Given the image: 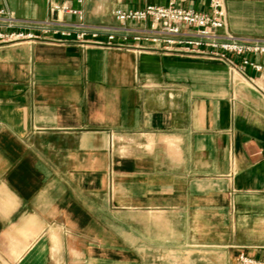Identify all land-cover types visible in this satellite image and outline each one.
<instances>
[{
    "label": "crops",
    "instance_id": "1",
    "mask_svg": "<svg viewBox=\"0 0 264 264\" xmlns=\"http://www.w3.org/2000/svg\"><path fill=\"white\" fill-rule=\"evenodd\" d=\"M56 1L89 24L147 4L209 10ZM224 2L232 33L264 36V0ZM5 5L51 18L49 0ZM248 73L200 54L0 44V264L264 261V73Z\"/></svg>",
    "mask_w": 264,
    "mask_h": 264
},
{
    "label": "built area",
    "instance_id": "2",
    "mask_svg": "<svg viewBox=\"0 0 264 264\" xmlns=\"http://www.w3.org/2000/svg\"><path fill=\"white\" fill-rule=\"evenodd\" d=\"M51 18L19 20L0 0V44L22 41L100 46L137 51L200 54L225 61L232 71L251 79L248 69L264 73V36L245 37L228 28L224 0H209L208 11L169 5L147 4L142 8L115 10L117 25L64 21L63 12L81 11L64 2L49 0ZM57 13L56 17L53 15ZM148 22L145 26L143 23ZM139 24V25H136ZM239 264H264L244 253Z\"/></svg>",
    "mask_w": 264,
    "mask_h": 264
}]
</instances>
